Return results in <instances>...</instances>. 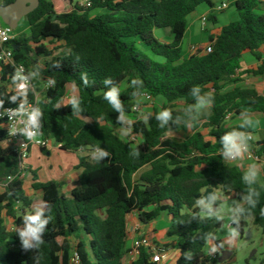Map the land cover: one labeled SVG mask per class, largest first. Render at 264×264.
I'll return each instance as SVG.
<instances>
[{"label": "trees", "instance_id": "16d2710c", "mask_svg": "<svg viewBox=\"0 0 264 264\" xmlns=\"http://www.w3.org/2000/svg\"><path fill=\"white\" fill-rule=\"evenodd\" d=\"M15 1L0 0L2 6ZM90 1L91 8L85 9L75 0H40V5L25 17L29 35H18L12 42L16 65L23 64L27 71L38 68V79L56 80L38 104L43 110V137L55 140L63 151L78 152L81 146L88 150L99 146L111 153L110 159L100 163L80 156L81 173L76 180L41 182L38 173L30 170L32 189L52 206L53 219L44 236L40 264H124L130 251L128 218L133 214L142 225H149L163 214L171 217L167 237L175 243L164 247L178 251L176 264H218L217 259L208 255V245L201 237L208 232L215 234L221 225L192 217L199 212L196 198L208 189L235 194L239 199L246 190L244 172L220 156L219 139L238 127L239 124H230L228 120L240 118L241 111L264 116L263 93L242 86L227 90L229 85L241 81L235 79L241 72L252 77L264 75V57L260 52L264 47V1L236 0L234 21L217 28L214 34L209 29L204 31L208 42L215 40L212 52L188 56L183 52V42L189 16L206 7L208 22L216 26L219 20L213 10L226 1ZM65 3L73 5L70 12L65 11ZM93 10L101 13L91 16ZM159 29L170 30L169 43L156 37ZM58 47L63 49L62 53H56ZM246 56L257 61V69L242 71ZM40 60H44V68H40ZM57 62L61 67H54ZM13 72L14 66L1 64L0 97L6 100L5 107L17 106L7 101L14 94ZM85 72L90 81H95L91 87H84L80 79ZM106 77L118 83L128 117L137 114L133 111L137 100L131 97L130 86L134 78L143 81V95L163 102L147 125L140 120L133 125V134L141 137L143 146L124 140L116 132L120 127L116 122L119 114L103 99L106 89L102 81ZM38 79L32 81L34 88ZM69 85L77 88L82 101L79 117L72 115L70 106L55 108L65 100ZM194 85L213 93L214 106L191 128L173 125V131L190 130L191 134L181 141L172 140L167 137V128L158 126L155 114L171 108L174 116L183 115V110H176L175 103L182 101L183 109L193 103L189 91ZM34 96V90L30 91L28 100ZM205 129L208 135L203 133ZM247 131L252 132L251 128ZM6 139L7 132L0 120V182L19 174L17 154L12 146L3 147ZM256 146L258 153L264 154V142ZM134 147H138L139 158L130 155ZM41 151L46 154L49 149ZM262 185H256L259 203L253 215L241 221L240 230L246 226L244 220H251L264 235V218L259 215L264 207ZM32 205L24 179L15 178L5 190H0V264H34L36 253L22 250L15 231ZM7 219L12 221L13 231H9ZM151 240L156 241L154 234ZM188 252L193 255L191 261L185 258ZM152 257L142 248L132 264H156Z\"/></svg>", "mask_w": 264, "mask_h": 264}, {"label": "clouds", "instance_id": "9594fccd", "mask_svg": "<svg viewBox=\"0 0 264 264\" xmlns=\"http://www.w3.org/2000/svg\"><path fill=\"white\" fill-rule=\"evenodd\" d=\"M7 39V37H5ZM79 60V57H77ZM54 67H61L57 62ZM40 76L39 69L26 71L22 65L14 66V72L11 75V81L14 85V94L9 96L7 101L11 104H16L15 108H5V99L0 97V118L7 116L9 120L16 122L18 127L10 129L11 135L20 134L26 143L20 145V149L27 148V142H38V138L43 135V110L39 105H33L28 100L30 91L34 90L32 81L38 79ZM81 81L84 87H91L95 81H90L88 74L81 73ZM104 88L103 99L111 106L112 110L119 115L116 117V122L120 126L119 134L122 137H129L133 134V125L135 121L128 117L126 114L124 101L121 99V91L118 83L111 77H106L102 81ZM56 80L50 78L47 81L48 87H54ZM130 86L133 88L131 97L137 100V107L139 99L142 97L143 81L134 78L131 80ZM189 95L193 99V103L189 104L183 109V115H173L171 108H163L155 114V119L161 129L167 128V135L173 134V125L177 128L184 124L186 127L191 128L192 123L214 106V95L212 92H203L199 85H194ZM82 101L80 97L75 94V86L73 87V94L62 100L55 105V108L60 109L61 105L68 107L72 110V115L79 117L83 112L81 107ZM153 113H142L140 119L147 125ZM240 123L237 128L223 134L219 139V154L225 162L235 160H242L246 154H251L253 136L250 129L254 127L253 115L248 110H243L240 113ZM88 122V121H87ZM98 122V121H97ZM83 152V146L79 149ZM134 158H139L141 155L138 147H134L130 152ZM91 160L100 163L111 158V153L103 147H93L90 152ZM264 170V161L254 162L248 165L242 181L246 186V190L241 194L239 200H233L229 211L225 213L223 206L218 204L221 199L217 193L210 192L207 195L202 194L195 200V207L199 212L194 214L192 219L199 218L203 220H214L219 223L222 229L225 230L223 240L217 242L218 237L216 234L208 232L205 233L201 239L208 245V255L221 253L225 248V244L229 247L233 246L240 237L241 221L253 215V210L257 207L260 198V191L256 185L260 181L261 172ZM13 177L9 176L8 180L11 181ZM231 191L230 186H227ZM264 187V185H262ZM11 194V193H10ZM52 206L43 200L35 202L29 211L22 217V225L16 228V234L20 240L21 248L25 252H35L33 257L34 264H40L42 254L41 248L45 245L44 236L46 234L48 225L51 223ZM259 215L264 218V207L259 210ZM186 260L191 261L193 255L191 252L186 253ZM159 259V257H157Z\"/></svg>", "mask_w": 264, "mask_h": 264}, {"label": "rangeland", "instance_id": "374dc122", "mask_svg": "<svg viewBox=\"0 0 264 264\" xmlns=\"http://www.w3.org/2000/svg\"><path fill=\"white\" fill-rule=\"evenodd\" d=\"M218 4H220L221 1L223 0H215ZM226 2L229 3L230 7L229 9H227L226 11H223L221 13H217V17L219 20V23L214 26L212 23H208L207 29H209L210 31H214V33L218 32L217 28H220L221 26L228 24L231 21H234L235 17V7L233 5V3L236 0H224ZM80 3L83 4L85 3V0H75L74 3ZM65 7H66V11H69L73 8V5L71 6L69 3H65ZM264 9V7H263ZM209 11L208 8L206 7H201L198 9L197 13L198 14H203L205 12ZM101 13L100 10H93L90 12L91 16H95L97 14ZM192 22V18L189 17V26ZM188 26V27H189ZM195 35L192 38L190 37H186L184 42H183V52L186 53V51L189 49L190 44L192 43V40L196 43V42H201V43H205V38H206V33H204L201 23H198L197 26L195 27ZM17 35H26L28 36L30 33L29 30V24L26 20V18H23L22 21L20 22L18 28L15 30ZM155 35L157 38L161 39L164 42H169L171 33L169 29H159L156 30ZM50 48H53V44H49ZM59 50L56 51L57 54L62 53L63 49H60V47H58ZM141 49L144 50V48L141 46ZM145 51V50H144ZM40 68H44V60H40L39 63ZM38 86L34 88V91L36 92L39 100H41L46 93L45 90V86H46V82L42 79H38ZM236 86H242V87H251L249 86V84L247 82L243 80H241L240 82L236 83V84H231L227 87V90L233 89ZM73 85H69L68 86V91H67V96L65 98V101L67 100L68 97H70L73 94ZM123 90L126 88V84H123V86L121 87ZM75 94L78 95V90L75 87ZM140 106V110L137 112V114H133L131 116H129V118L133 119L134 121L140 120L143 121L142 119H140L141 114L142 113H154V110L156 109H161L163 106V102L159 99H153L152 102H147L145 99L140 98L139 99V105ZM176 106V110H183V106L184 103L182 101H178L175 103ZM210 112V110L206 111L205 113H203L201 115V118H204L205 115H207ZM254 119V127H252V131L255 133V138L256 139H260L261 135H260V129H264V116H258L257 118H253ZM240 121V118L236 119L234 122L229 119L228 123L230 124H238ZM204 124V121H201V125ZM119 128H116V132L119 134ZM208 129L203 130V133L205 135H208ZM189 134H191V131L189 130L188 132H184V131H173L172 135H167L168 138L175 140V141H181L183 139H185ZM120 135V134H119ZM121 136V135H120ZM122 137V136H121ZM124 140L130 141V142H134L137 146H143L142 143V139L140 136H137L135 134H132L129 137H122ZM3 147L7 148V145L5 143H3ZM59 148V144L55 141V140H51V148L49 150L48 153H50L51 155L49 156L48 153L43 154V153H39V155L34 151L31 154V165L34 169H38V167H43L44 169L47 167H53L55 173L49 175L50 178H54L56 180L59 179L60 177V173H61V163L62 161L64 162L66 159V156L68 154H70L69 152H65V153H60V151H58ZM90 152L91 150L85 149V151L81 152L82 156L87 157L89 159L90 158ZM28 164V162H27ZM78 171L81 172L80 169H78ZM56 175V176H55ZM24 182H25V189H26V193L28 195V197L32 200L33 204L35 202H38L40 200H42V195L39 194L38 192H35L32 189V175L31 174H27L26 177L24 178ZM217 195L221 198V204L223 206V209L225 211V213H227L229 211V208L232 204L233 200H239V198L235 195V194H230V195H225L220 191L216 192ZM246 222V226L242 229L243 232L241 233L240 230V237L239 239L236 241V243L229 247L227 244H225V248L221 250V253L219 254V256L217 257L218 260V264H223L220 263L219 260L220 258L223 257L224 253L227 251L232 252V255L226 260V262L228 261V263L226 264H264V235L262 234V231L256 227L255 225H253L251 220H244ZM131 231V229H130ZM215 234L218 237V240H223L224 236H225V230L222 229V227L217 230L215 232ZM173 242L172 239L167 237V233L163 232L162 234V240H161V245L166 246V245H171ZM128 248L131 249L132 248V239L128 240ZM208 249V246L206 248V251ZM124 264H129V253L126 255L125 257V261Z\"/></svg>", "mask_w": 264, "mask_h": 264}, {"label": "built area", "instance_id": "2783aa9c", "mask_svg": "<svg viewBox=\"0 0 264 264\" xmlns=\"http://www.w3.org/2000/svg\"><path fill=\"white\" fill-rule=\"evenodd\" d=\"M81 6L85 9L91 8L92 4L90 0H85V3L81 4ZM1 7L2 4L0 2V11H1ZM229 8V3L228 2H224L222 5L217 6L213 11L220 13L223 12L225 10H227ZM200 22H201V26L203 31L207 30V26H208V14H204L203 16L200 17ZM17 34L15 32V30L11 27H9L8 25H6L1 16H0V65L3 63H8L12 66H20L22 65L24 67V69L27 71L26 67L23 64L20 65H16L14 62V54H13V41L15 40V38H17ZM5 37H7V39H5ZM215 43L214 41L208 42V44L206 46H200V45H193L190 48V53L191 54H196L199 53L200 54H208L210 52H212L213 49V45ZM47 80H45L46 82V86H45V90L47 91L50 87L47 86ZM12 89L15 91L14 89V85L12 86ZM35 96L33 100H29V102L33 105H37L39 104V98L36 94V92L34 91ZM141 98L145 99L147 102H152L153 101V97L148 95V94H144ZM17 106L14 107H5V108H15ZM140 110V106L137 107L134 106L133 111L138 112ZM0 120L2 121V127L4 128V130L7 132V139L5 140V144L7 145V147L12 146L13 150L15 151V153L18 156V164H19V174L17 176H11L13 177V179L11 181L8 180V178L4 181V182H0V190H5V188L15 179H24L26 177V175L29 172V167H28V159L31 155V150L33 148H46V149H50L51 148V140L50 139H46L43 137V135L41 137L38 138V142L32 143V142H27V148L25 149H20V145L22 143H26V141L24 140V138L20 135V134H16V135H11L10 134V129L14 128V127H18L19 125H16V122L13 120H9V118L7 116H4L2 118H0ZM138 136V135H137ZM254 141V138L252 139V141H250V143L252 144ZM257 146L255 145L254 147H252L251 149V154H246L245 157L243 159L248 160V161H254V162H261L264 161V154H260L257 151ZM237 161V160H235ZM234 162V161H231ZM229 163V162H228ZM143 225H135L131 232L128 233V240L132 239V248L129 251V264H132L134 261H136L138 259V257L140 256V252L142 248H145L148 250V252H150L151 254H153L152 257V262L154 263H162L168 255L169 252V248H165L163 245L159 246L156 244L157 241H152L151 240V235H152V231H148L146 230V228H144ZM7 227L9 229V231H13L14 230V226L12 221L9 219H7ZM220 253L218 254H213V255H209L211 258L217 259V257L219 256ZM157 257H159V259H157Z\"/></svg>", "mask_w": 264, "mask_h": 264}, {"label": "crops", "instance_id": "0c3cea01", "mask_svg": "<svg viewBox=\"0 0 264 264\" xmlns=\"http://www.w3.org/2000/svg\"><path fill=\"white\" fill-rule=\"evenodd\" d=\"M66 10L67 9L65 8V11ZM71 10L66 11V12H70ZM208 13H209V11H207V12H205L203 14H198L197 12H195L192 15L189 16V17L192 18V22H191L190 26L188 27V30H187V33H186V37H190V38L193 39V37L195 35V30L194 29H195V27L197 26L198 23H201L200 22V17L203 16L204 14H208ZM188 21H189V18H188ZM210 34H214V31H210ZM170 40H171V37H170ZM207 44H208V35L207 34H206V38H205V43H201V42L200 43L199 42L195 43L192 40V43L190 44V47L186 51L185 55L188 56L190 54V48L193 45H200V46L204 47ZM260 52H261V54L264 57V47L261 49ZM257 67H258V63H257L256 60H254L253 57H251V56H246L245 57V59H244V61L242 63V71L250 70V69H257ZM0 72H1V65H0ZM235 79H240V80L244 79V81L247 82L249 84V86L255 88L258 92L264 94V75L261 76V77H252V76H248V75H243L242 72H241L240 75H237L235 77ZM252 115H253V118H257L258 116H261L260 114H252ZM251 134H252V136L254 138V141L252 143V147H254L258 142H264V129L263 128L260 129V135H261L260 139H256L255 138V133L253 131L251 132ZM34 151L38 155H39V153L40 154L42 153L41 149L33 148L31 150V154ZM58 151H60V153H65V152H69L70 153V154H68L66 156V158H68V159H66L64 162L62 161V163H61V173H60V177H59L58 180H56L55 177L54 178H50V176H49V175L55 173V171H54L52 166L49 167V168L46 167L45 169L43 167H38V169H34L32 167V165H31V158H30L31 155H30V157L28 159V167H29V172L28 173L31 174L30 170L36 171L38 173L39 181H41V182H48V181L61 182V181L68 180V179L76 180L79 177L80 173H81L80 171H78L79 157L82 156L81 151H78V152L63 151V150L60 149V145H59ZM50 155L51 154H49V156ZM251 163H254V161H248V160H245V159L237 160V161H234V162H229V164L237 166L243 172L246 171L248 165L251 164ZM259 182L264 185V170H262V172H261V176H260V181ZM32 183H33V181H32ZM38 193L41 194L40 192H38ZM135 225H142V224H140L137 215L133 214V215H130L129 218H128V233L131 232L130 229L132 230V228ZM143 226H144V228H146V230L152 231L153 232L152 234H154V236H155V240L158 243H161L163 232L167 233L168 229L171 226V217H169L167 214H163L157 220H155L154 222L150 223L149 225H143ZM174 243H175V240H173L172 244H174ZM178 258H179L178 251L174 250L173 248H169V252H168L167 258L162 263H157V264H176V261L178 260Z\"/></svg>", "mask_w": 264, "mask_h": 264}, {"label": "water", "instance_id": "95a60500", "mask_svg": "<svg viewBox=\"0 0 264 264\" xmlns=\"http://www.w3.org/2000/svg\"><path fill=\"white\" fill-rule=\"evenodd\" d=\"M40 5V0H16L14 3L2 6L0 16L3 22L9 27L16 30L23 18L27 17ZM15 49V47H14ZM50 153H48L49 155ZM214 192L213 188L208 189L204 194ZM243 230H241V233ZM232 255V252L227 251L219 262L224 263Z\"/></svg>", "mask_w": 264, "mask_h": 264}]
</instances>
